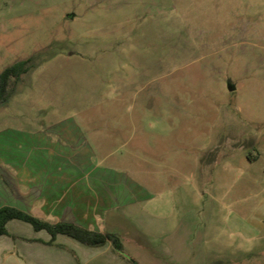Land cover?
I'll use <instances>...</instances> for the list:
<instances>
[{
    "label": "rangeland",
    "instance_id": "374dc122",
    "mask_svg": "<svg viewBox=\"0 0 264 264\" xmlns=\"http://www.w3.org/2000/svg\"><path fill=\"white\" fill-rule=\"evenodd\" d=\"M30 56L0 130L74 120L93 164L148 190L123 256L264 264V0H0V72ZM7 227L0 264L66 263ZM84 249L76 264H117Z\"/></svg>",
    "mask_w": 264,
    "mask_h": 264
},
{
    "label": "crops",
    "instance_id": "0c3cea01",
    "mask_svg": "<svg viewBox=\"0 0 264 264\" xmlns=\"http://www.w3.org/2000/svg\"><path fill=\"white\" fill-rule=\"evenodd\" d=\"M94 154L74 120L53 122L41 131L16 127L0 130V206L16 207L50 223H73L136 241L131 232L141 231L139 222L150 215L144 204L152 197L130 178L93 164ZM135 220L139 222L132 223ZM44 233L46 239H29L47 242L50 236ZM70 240L57 236L52 245L30 242L66 250L67 256L62 255L65 264H76L79 253L93 247ZM97 248H103L117 264H129L111 253L109 243Z\"/></svg>",
    "mask_w": 264,
    "mask_h": 264
},
{
    "label": "trees",
    "instance_id": "16d2710c",
    "mask_svg": "<svg viewBox=\"0 0 264 264\" xmlns=\"http://www.w3.org/2000/svg\"><path fill=\"white\" fill-rule=\"evenodd\" d=\"M34 56L17 60L5 66L0 72V107L4 106L14 95L16 86L23 75L37 66ZM12 220H18L29 224L35 232L44 231L50 239L47 242L42 240L27 239L28 241H39L44 244L52 245L57 236H65L86 247H102L109 243L113 251L123 256V244L119 236L115 233H100L93 230L82 228L68 222L50 223L16 207L3 205L0 206V237L7 236L12 239L17 237L9 233L7 224ZM127 261L133 260L123 256ZM136 264V263H134Z\"/></svg>",
    "mask_w": 264,
    "mask_h": 264
},
{
    "label": "water",
    "instance_id": "95a60500",
    "mask_svg": "<svg viewBox=\"0 0 264 264\" xmlns=\"http://www.w3.org/2000/svg\"><path fill=\"white\" fill-rule=\"evenodd\" d=\"M227 89H228V90H232L233 87H232L231 85L228 84V85H227Z\"/></svg>",
    "mask_w": 264,
    "mask_h": 264
}]
</instances>
